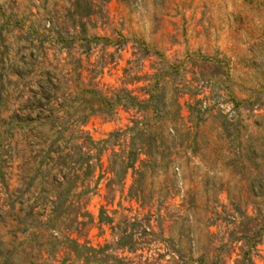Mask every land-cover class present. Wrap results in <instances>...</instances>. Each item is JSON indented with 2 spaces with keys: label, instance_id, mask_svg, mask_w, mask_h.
I'll use <instances>...</instances> for the list:
<instances>
[{
  "label": "rangeland",
  "instance_id": "obj_1",
  "mask_svg": "<svg viewBox=\"0 0 264 264\" xmlns=\"http://www.w3.org/2000/svg\"><path fill=\"white\" fill-rule=\"evenodd\" d=\"M0 264H264V0H0Z\"/></svg>",
  "mask_w": 264,
  "mask_h": 264
},
{
  "label": "trees",
  "instance_id": "obj_2",
  "mask_svg": "<svg viewBox=\"0 0 264 264\" xmlns=\"http://www.w3.org/2000/svg\"><path fill=\"white\" fill-rule=\"evenodd\" d=\"M97 95V93H94ZM101 99V103L98 104V108L97 111H111L115 104H113L111 102V100H107L105 98H100ZM119 99L121 100H125L128 103H132L135 98L130 97L128 94L124 95L123 97H120ZM108 102V104H107ZM115 103V101H114ZM90 109H93V106L90 107ZM138 123H135L134 126L136 127ZM142 124V123H141ZM134 128V127H133ZM116 135H112L110 134L108 137H115ZM81 139V138H78ZM108 140L102 141L100 143H94L89 139H83V142L80 146H75L76 150H83L85 149L86 151L84 153H82V151H80V153L78 154V157L80 160L76 161V162H66V164H63V166H69L72 165V175L70 178H64L63 177V181L65 180V184L68 188H73L75 189V185L77 184V182L80 180L82 175H85L86 173H89L91 170H93L95 164L91 163V159L92 156L90 155V152L93 150L95 151L94 154V160L96 162H100V156L101 153L104 151V148L107 144ZM100 144V147H97V145ZM51 146H53V144H51ZM144 155L142 152H137L136 150H131L128 149L127 151H121L120 154H118V165L120 166L121 170H123V173L125 174L127 170L131 169L134 170L135 168V164L136 162L139 160L140 156ZM66 156H68L69 158L71 157L70 153H67ZM3 161H2V167H3V171H1V178L3 181H5V179L7 180L8 178V156L4 155L3 156ZM147 157V156H146ZM148 159V157H147ZM141 164L145 161L140 160ZM155 161L153 160V163ZM71 163V164H69ZM86 172V173H84ZM80 174V175H79ZM132 191V187L129 189V192ZM55 211L52 212V214H54Z\"/></svg>",
  "mask_w": 264,
  "mask_h": 264
}]
</instances>
